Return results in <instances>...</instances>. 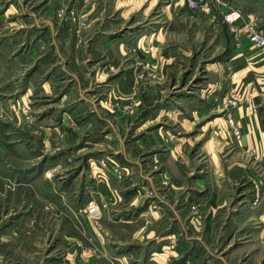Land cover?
Wrapping results in <instances>:
<instances>
[{
    "label": "crops",
    "instance_id": "0c3cea01",
    "mask_svg": "<svg viewBox=\"0 0 264 264\" xmlns=\"http://www.w3.org/2000/svg\"><path fill=\"white\" fill-rule=\"evenodd\" d=\"M157 2H45L82 10L80 32L40 25L25 0H0V264H264V111L237 107L239 142L223 114L230 87L255 103L264 89V57L242 30L264 28V0L198 10L170 0L138 20ZM228 6L241 9V31L226 24L216 59L186 66L182 21L218 28ZM97 95L132 100L136 113H113ZM106 155L125 178L99 165ZM89 196L105 204L98 257L74 243Z\"/></svg>",
    "mask_w": 264,
    "mask_h": 264
},
{
    "label": "rangeland",
    "instance_id": "374dc122",
    "mask_svg": "<svg viewBox=\"0 0 264 264\" xmlns=\"http://www.w3.org/2000/svg\"><path fill=\"white\" fill-rule=\"evenodd\" d=\"M25 1L27 2L28 6L33 10L35 16L40 21V25L46 24L47 22L50 21L54 26H57L59 24H62L64 21H67L71 26H76L77 30H80V32H83L88 26V20H87V17L85 16V14L83 13V11L82 10L79 11L77 8H75L72 5L68 4V5L62 6L61 8L59 7L56 9H54V7H50V5H49V8L44 9L45 2H46V6L48 7L47 2L50 0H25ZM169 1L170 0H158V2L154 5L153 9H151L149 16L144 15L142 17L140 15V18H138V20H142L144 17L147 20L152 19L154 14H157V10L160 8V6L169 4ZM2 4H4V3H2ZM175 8L178 12L179 6H175ZM141 11H138V12L141 14ZM217 18L219 20L221 19L219 16ZM182 22L185 24V26L190 27L189 30L187 31V34H186V37L188 39H190V44H188V41L186 40L187 47L184 48L186 56L183 58V61L186 63V66H188V64H190V62H193L194 58L197 55H200V58L203 60L207 59V58L208 59H211V58L216 59L214 56L218 53V50L221 47V43L218 45L217 39H219V37L221 36L222 38L225 37V40H227V37L225 35L226 34V23L225 24L220 23L219 24L220 27L214 28L213 24L210 21L209 22L200 21L197 25L195 24V21H192L191 23H188L187 21H182ZM221 26L223 27V30H221ZM188 45H190V46H188ZM150 48L153 49L152 46L149 47V50H151ZM151 63L152 62L149 59L143 61V63H142V66H144L143 71L150 70ZM193 65L194 64H192L191 67ZM112 70H114V69H112ZM195 72L198 73L199 71L195 70ZM157 81L158 80H155L154 82H157ZM94 99L102 107L109 109L113 113L119 112L124 116H126V115L127 116H133L136 113L137 107L135 106V104L132 100H128L127 102H123L121 100L119 101L118 98H114V96H111V95H106V96L97 95ZM27 121L30 122L29 120H27ZM155 156L157 157L158 160H156V158L153 160L154 155H152L150 162L154 166H157L160 163V158L157 154H155ZM70 158H72V157H70ZM70 158H69V160H70ZM102 158H108V159H110L111 162H113V160H114V158L109 156V155L102 156L101 158H99V160ZM67 160H68V158H67ZM98 162H99V165L101 166L100 161H98ZM108 164H110V163H108ZM111 166H112V164H111ZM101 167H104V166H101ZM112 168H113V166H112ZM112 170H113V174L115 176L114 168ZM116 178H118V177H116ZM122 178H125V176H122ZM122 178H118V179H122ZM5 183H6L7 188L15 189L14 182L6 181ZM98 203H99V209L101 211V215H100V218L98 220V223H99V229L101 230V234H102L103 226H102V222H101V216H102V210H103L105 204H103L100 200H98ZM82 207H83V204H80L79 208L75 212L76 214L79 215V218H80L79 234L81 235V237L77 238L76 242L74 240V243L76 244V246L78 248H80V250H82V252H84V254H87V255L93 256V257H98L99 252H100V247L98 244L95 243L94 240L89 239V234L92 232V229L97 227V226H95L92 219H90L86 216H83V213H81ZM83 217L88 221V224H89L88 227L89 228H87V226H85V224L82 220ZM92 243L95 246H97V248L91 247L93 245ZM171 244H173V243H171ZM174 246H175V244H174ZM174 248H176V247H174ZM189 264H195V263L189 262Z\"/></svg>",
    "mask_w": 264,
    "mask_h": 264
},
{
    "label": "built area",
    "instance_id": "2783aa9c",
    "mask_svg": "<svg viewBox=\"0 0 264 264\" xmlns=\"http://www.w3.org/2000/svg\"><path fill=\"white\" fill-rule=\"evenodd\" d=\"M183 4L189 10H198L203 7H209L210 9H220L222 0H183ZM221 16L222 20L228 24L230 31L237 35L239 31L238 23L240 22L243 13L241 9L238 7L228 6L224 9H221ZM251 42V44L262 54L264 57V28L260 27L255 20H251L244 24L242 29ZM238 44V40L236 42ZM234 76H231V80L234 79ZM250 103L252 106V111L256 112L258 109L264 111V89L259 94V100L257 103L253 100L252 94H247L243 92L242 89L232 88L230 87L223 102V114L226 120V125L228 127L229 133L231 134L234 141L239 142L242 138V129L241 126L236 118V109L242 103ZM28 112L27 108H23V113L26 114ZM1 116V113H0ZM25 119L31 121L28 115L25 116ZM157 157L154 155L153 160ZM69 160V158H68ZM155 160V161H156ZM101 166H106V163L112 164L114 168L115 176L118 178H122V176H127L128 170L125 166L120 165L115 160L113 162L110 161L108 158H102L99 160ZM57 168L59 165L56 166ZM98 198L94 196H89L82 207L83 216H86L93 220L95 228L92 229V232L89 234V239L94 240L97 244V237L101 235V230L99 229L98 220L101 215V211L99 209ZM93 244V243H92ZM91 247L97 248L94 244ZM171 247L174 248V244H171Z\"/></svg>",
    "mask_w": 264,
    "mask_h": 264
}]
</instances>
